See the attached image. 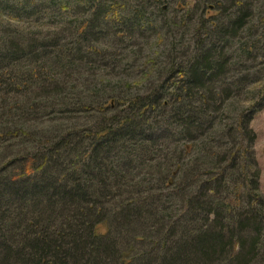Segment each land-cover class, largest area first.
Masks as SVG:
<instances>
[{
	"label": "trees",
	"instance_id": "trees-1",
	"mask_svg": "<svg viewBox=\"0 0 264 264\" xmlns=\"http://www.w3.org/2000/svg\"><path fill=\"white\" fill-rule=\"evenodd\" d=\"M172 3L0 0V264H264L257 164L207 155L219 127L254 141L241 115L221 124L264 55V0ZM155 33L170 44L146 52L148 87L96 73L135 65Z\"/></svg>",
	"mask_w": 264,
	"mask_h": 264
},
{
	"label": "rangeland",
	"instance_id": "rangeland-1",
	"mask_svg": "<svg viewBox=\"0 0 264 264\" xmlns=\"http://www.w3.org/2000/svg\"><path fill=\"white\" fill-rule=\"evenodd\" d=\"M171 1L173 2L171 4L172 7L176 6L177 4L180 5V4L187 3L188 7L191 9L195 8L200 3V0H171ZM180 12L181 11H179V13L175 15L176 19L178 16H180ZM207 13L208 15L212 14L211 12H207ZM199 17H200V14H199V11L197 10V12L193 14V19L190 22L189 26L191 27L192 23L193 25L194 23L197 24ZM113 18L106 17V21L112 22L114 21ZM24 20L26 19H22L20 21V25L17 26L18 28L26 26L24 24H27V23L23 22ZM48 22H45V25H53L56 27L60 26L62 28L63 27L67 28V25L64 24L65 22H54V23H50L51 21H48ZM9 24L10 25L15 24V22L11 20L9 21ZM49 30L51 31V29ZM62 31L63 30L61 28H57V30L55 31V35H57V32L61 34ZM173 34L175 36L172 35L171 37H174L175 40L181 39V36H180L181 34L178 35V33L176 32H174ZM155 35L156 33L149 37L147 44H143V42H141V38L136 39L135 43L146 45L147 49H144L142 59L134 60L135 65L132 66L131 62L128 61L127 63L124 62L123 64H120V63L114 64L108 67L107 70L109 69L113 70V72L111 71V73H107L106 71H102V72L97 71L96 73L99 74V76L100 75L107 76L109 78H113V80L121 81L122 85L125 87V89H120L122 91H126L128 89V83H126L125 79L130 80V83H131L129 84L130 87L136 88L138 90L142 88V85H145L146 87H148V82L146 80H144L143 84L137 81L142 76H144L142 65H147L149 61L148 54L146 52H148L149 54L153 53L154 55L161 54L162 56L163 54H165V51L169 49V44H170V43L168 44L169 39L166 38L164 42L163 38H160L159 36H155ZM164 35H166V33H164ZM184 44H182V46H184ZM187 45L190 47V50H191L193 47L192 41L189 40L187 42ZM124 48H125V51L123 52L126 53V51L128 52L133 49H137L138 45L132 44V42H128V44ZM232 50L235 54L237 53L236 44L232 47L231 51ZM158 66L160 70H162V68L165 66V63L160 62ZM244 66L249 67L250 68L249 72L250 71L252 72V76L249 79L250 82L246 83L243 86L244 93L240 97L236 96V98L230 99L228 108L225 112L224 118L222 119L223 123L221 125L230 124L229 129L234 128L236 126L235 123L238 122V119L240 118V115H241L243 117V120L245 119L244 129H248L254 133L255 135L254 141L253 142L251 141L250 143V141L247 138V134H248V137H250V135L252 136V133H248V132L244 133L241 130H240L241 132H236L234 130L232 132L233 137H231L229 136L230 131L229 132L222 131L219 127V131L217 132L218 141L216 142V148L210 150V153L208 152L207 155L209 156V158H211L212 155L216 156L214 158V161H216L219 166L220 164H222L224 160V154L225 153L229 154L230 152H234V151L235 152L238 151L241 154V156L238 157L239 162L241 161L240 164L244 162L245 159L246 160L248 159L249 166L251 168H254V162H255L257 164L258 169L260 170L259 189L264 199V97L260 98L259 95H257L258 90L253 91L254 88L256 87L258 88L260 86L262 88V86L264 85V80L262 82L255 83L257 79L264 78V55L262 57L258 55L253 56L250 62L244 63ZM154 70L155 68L148 69V71H150V76L155 75ZM243 70H245L244 67L242 68L240 67L239 71H235L234 69H230L229 67L227 71L228 78H231L239 74V72ZM106 74H109V75H106ZM263 89L264 87L262 88V90ZM255 103H258V106L253 109ZM216 122L219 124L218 118L216 119ZM161 125L164 126V128L167 127L166 130H169V132L174 131V129H169L170 124L164 121L163 123H161ZM237 170L239 172L235 171L237 174L236 178L240 179V177H242L243 174L240 170V167ZM208 171H211V169H209ZM239 184L240 183H238V186L235 189L232 188V191H234L235 193H238L240 188L241 189L244 188L243 185H239ZM229 190H231V186L229 187ZM241 193H243V190H240L239 194ZM173 207H174V210L178 214L181 209V203L176 202L173 205Z\"/></svg>",
	"mask_w": 264,
	"mask_h": 264
}]
</instances>
